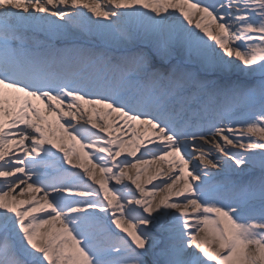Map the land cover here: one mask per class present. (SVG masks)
I'll use <instances>...</instances> for the list:
<instances>
[{
  "label": "snow or ice",
  "instance_id": "6c2138e0",
  "mask_svg": "<svg viewBox=\"0 0 264 264\" xmlns=\"http://www.w3.org/2000/svg\"><path fill=\"white\" fill-rule=\"evenodd\" d=\"M0 264H264V0H0Z\"/></svg>",
  "mask_w": 264,
  "mask_h": 264
},
{
  "label": "bare ground",
  "instance_id": "6f19581e",
  "mask_svg": "<svg viewBox=\"0 0 264 264\" xmlns=\"http://www.w3.org/2000/svg\"><path fill=\"white\" fill-rule=\"evenodd\" d=\"M100 3L101 4H105L106 3V0H100ZM87 15H90V14H88V13H86ZM52 19H55V18H52ZM95 19V18H94ZM194 23H195V21H194ZM88 115H91V113H88ZM68 119H70L69 117H66L65 118V120H68ZM86 121H87V116H84L83 118H80V119H78V120H76V121H74V123L77 125V126H80V127H84V128H91V126L89 125V124H87L86 123ZM92 131H96L95 129H91ZM69 131H71V129H69ZM65 143L66 144H68L69 143V141L67 140V138L65 137ZM206 147H209V145H206ZM55 151V150H54ZM89 151H91L90 149H89ZM234 151V150H233ZM58 155H59V153H58ZM67 167V166H66ZM160 167V165H158V164H153L152 166H151V168L149 169V171L146 173V174H144L145 176H141V183L142 184H144V186L146 187V188H148V189H151V187H152V185H150V184H145V181H146V179H147V177L148 176H151L154 172H155V170L157 169V168H159ZM125 183H128V181H125ZM153 183H159V181H153ZM130 187H133V191H135V188H134V186H131V185H129ZM137 195H139L138 193H137ZM163 195V193H158L157 195H156V197H155V200H154V203L155 202H158L159 201V199L161 198L160 196H162ZM18 199H28L29 198V196L27 195V194H25L23 197H17ZM201 235H203V233H201Z\"/></svg>",
  "mask_w": 264,
  "mask_h": 264
},
{
  "label": "rangeland",
  "instance_id": "374dc122",
  "mask_svg": "<svg viewBox=\"0 0 264 264\" xmlns=\"http://www.w3.org/2000/svg\"><path fill=\"white\" fill-rule=\"evenodd\" d=\"M146 174V173H145ZM143 176H145L144 174H143ZM161 197V196H160Z\"/></svg>",
  "mask_w": 264,
  "mask_h": 264
}]
</instances>
